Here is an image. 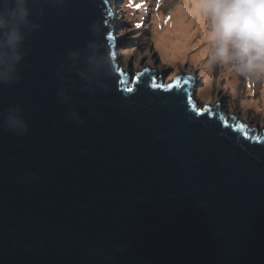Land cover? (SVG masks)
Wrapping results in <instances>:
<instances>
[{
    "label": "water",
    "instance_id": "95a60500",
    "mask_svg": "<svg viewBox=\"0 0 264 264\" xmlns=\"http://www.w3.org/2000/svg\"><path fill=\"white\" fill-rule=\"evenodd\" d=\"M32 6L42 26L23 78L0 85V116L19 103L31 125L0 127V264H264V129L204 107L189 69L165 87L149 68L129 87L108 0ZM93 23L110 90L63 103L60 58L95 38Z\"/></svg>",
    "mask_w": 264,
    "mask_h": 264
},
{
    "label": "clouds",
    "instance_id": "9594fccd",
    "mask_svg": "<svg viewBox=\"0 0 264 264\" xmlns=\"http://www.w3.org/2000/svg\"><path fill=\"white\" fill-rule=\"evenodd\" d=\"M37 2L0 0V85H12L23 78L20 64L29 51L26 41L42 26L33 19L32 5ZM46 2L65 10L68 0ZM38 12L43 16L45 8L41 6ZM197 12L206 22L207 67H220L246 78L264 74V0H203ZM91 32L94 39L82 48H69L60 58L55 75L63 103H70L77 89L89 97L110 90L111 56L99 39L97 23L91 25ZM67 119L84 123L75 107L69 110ZM30 126L19 103L10 104L0 116V127L17 135H25Z\"/></svg>",
    "mask_w": 264,
    "mask_h": 264
},
{
    "label": "rangeland",
    "instance_id": "374dc122",
    "mask_svg": "<svg viewBox=\"0 0 264 264\" xmlns=\"http://www.w3.org/2000/svg\"><path fill=\"white\" fill-rule=\"evenodd\" d=\"M108 1L112 4L116 18L114 26L117 30L114 35L119 38L116 52L122 58L120 69L130 75V87L134 79L148 68H156L160 71L157 75L159 81H162L165 76L163 85H166L181 69H189L197 80L192 95L197 97L201 103L205 106L211 103L214 109L221 103L223 113L229 119L235 112L239 115L238 119L245 120V125L254 124L257 132L264 129L262 108L253 109L243 104L247 99L258 100L264 88V74L254 75L250 78L238 76L235 89H233L232 83H230L233 79H229L222 68L212 67L210 79L206 81L205 76L201 73L202 68L204 72V65L192 63L193 58L190 56L203 49L206 45L204 39L196 47L191 48L185 60L178 59L175 62L162 60V53L155 40L157 33L154 31V17L160 11L163 13L172 11L179 0H156V6L155 2L150 0H142V5L138 0H134V2L133 0ZM135 1L138 3L135 4ZM133 5L136 7L135 10L133 13H129V9ZM140 11L142 15H140ZM204 59L207 61L208 54ZM208 86H210V90ZM204 90L209 93L207 99L206 96H201Z\"/></svg>",
    "mask_w": 264,
    "mask_h": 264
},
{
    "label": "bare ground",
    "instance_id": "6f19581e",
    "mask_svg": "<svg viewBox=\"0 0 264 264\" xmlns=\"http://www.w3.org/2000/svg\"><path fill=\"white\" fill-rule=\"evenodd\" d=\"M202 2L203 0H179L174 5V8H172V11L168 13L160 11L155 15L154 31L157 33L155 34V40L162 53V60L164 62H175L178 59L185 60L186 55L189 54L191 48L193 49L196 47V45L203 41V39L206 40L204 27L206 22L203 16L197 12V6ZM137 3L138 1H135V4ZM135 8L136 7L133 5L129 9V13H133ZM207 54L208 45L206 40V45L203 49L190 56L193 58L192 63H200L201 65H204V72L202 68L201 73L205 76L206 81H209L212 69L207 67V61H204V57ZM223 72H226L229 79H233L230 83H232L231 85L233 89H235L238 76L228 70L223 69ZM208 89L210 90V86H208ZM208 94L209 93L204 90L203 93H201V96H206L207 99L209 98ZM259 96L258 100L247 99L243 104L246 107H251L253 109L261 107L264 111V88Z\"/></svg>",
    "mask_w": 264,
    "mask_h": 264
},
{
    "label": "snow or ice",
    "instance_id": "6c2138e0",
    "mask_svg": "<svg viewBox=\"0 0 264 264\" xmlns=\"http://www.w3.org/2000/svg\"><path fill=\"white\" fill-rule=\"evenodd\" d=\"M138 26H139V25H138ZM127 91L131 92V91H133V90H132L131 88H128Z\"/></svg>",
    "mask_w": 264,
    "mask_h": 264
},
{
    "label": "trees",
    "instance_id": "16d2710c",
    "mask_svg": "<svg viewBox=\"0 0 264 264\" xmlns=\"http://www.w3.org/2000/svg\"><path fill=\"white\" fill-rule=\"evenodd\" d=\"M195 84V83H194Z\"/></svg>",
    "mask_w": 264,
    "mask_h": 264
}]
</instances>
